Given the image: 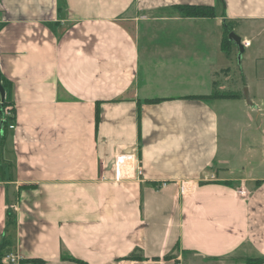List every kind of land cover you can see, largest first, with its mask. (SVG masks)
Returning <instances> with one entry per match:
<instances>
[{"label":"crops","instance_id":"crops-1","mask_svg":"<svg viewBox=\"0 0 264 264\" xmlns=\"http://www.w3.org/2000/svg\"><path fill=\"white\" fill-rule=\"evenodd\" d=\"M183 5L215 15L181 17ZM227 23L247 102L261 108L264 0H0L14 111L0 145L2 255L264 264V114L241 122L242 97L196 98L213 83L228 91Z\"/></svg>","mask_w":264,"mask_h":264},{"label":"trees","instance_id":"trees-1","mask_svg":"<svg viewBox=\"0 0 264 264\" xmlns=\"http://www.w3.org/2000/svg\"><path fill=\"white\" fill-rule=\"evenodd\" d=\"M176 13L182 14V17H189V18H213L214 17V11L212 7L209 6H178L175 7ZM49 26H52L49 24ZM1 27V26H0ZM232 31V29L228 26V23L225 24L224 29H223V35H222V40H221V49L225 53H228V48L227 45L230 44V41L228 40V34ZM1 84L6 92L5 99L4 101L0 104V120L1 117L3 116V107L7 104L11 106V102L9 99V90L5 82L1 79ZM241 97V94L239 92L235 91H223L219 90L218 87L216 86V83H213L212 90L209 95L207 96H202V97H196L197 99H202V100H233V99H238ZM11 112H13V108L11 107ZM13 120V117L10 119H6V121H3V128H2V134L3 136V131L4 129L9 126V123ZM15 223L14 217L11 213H7V221L6 224L7 226H11ZM6 243H0V261L2 257V251L5 248ZM131 258H133L131 256ZM263 260L261 259H246L244 261V264H261Z\"/></svg>","mask_w":264,"mask_h":264},{"label":"rangeland","instance_id":"rangeland-1","mask_svg":"<svg viewBox=\"0 0 264 264\" xmlns=\"http://www.w3.org/2000/svg\"><path fill=\"white\" fill-rule=\"evenodd\" d=\"M158 36L160 37V39H163V34H159ZM229 45H227V48L229 47ZM236 49L237 48H235V51L231 55L230 64H229V66H231V72L232 73H231V75L228 76V81H226L224 84L226 86L225 90L239 92L241 94V97L244 99V103H246L245 107L247 110L245 111L243 106H242V108H237L236 110H234V112L237 114L236 119L243 122L246 119V116L250 114L249 109H253V112L251 113V115L255 118L256 116H258L257 112H255L256 110L262 111L264 114V106L261 108L258 106L253 107V106H251V104H248L246 98L244 97V90L246 88L243 87V85H242L243 78L240 74V64H241V60L243 58V56H242L243 53L239 54L238 49L237 50ZM257 70H258V72L260 71L262 73L261 75L264 74V61L261 64H259V66L257 67ZM261 75H259V76H261ZM262 100L264 101V99H261L259 103H262ZM235 105H237V107L241 106L239 104H235ZM247 107H249V108H247ZM2 111H3V116L1 117V119H2V124H3L4 120L6 121V119H10L13 117V112H11V106L9 104L5 105L2 109ZM252 128H255V121L252 122ZM7 129H10V127L7 126L3 131V136L0 137L1 148H2L4 141H5V131ZM243 130H244V128L241 129L240 131L236 130L237 133H235V134L237 136H239V132H242ZM259 133H260V131H259ZM1 134H2V132H1ZM0 164H2L1 158H0ZM7 173L9 174V171Z\"/></svg>","mask_w":264,"mask_h":264},{"label":"water","instance_id":"water-1","mask_svg":"<svg viewBox=\"0 0 264 264\" xmlns=\"http://www.w3.org/2000/svg\"><path fill=\"white\" fill-rule=\"evenodd\" d=\"M228 40L237 47L239 54L243 53V46L241 44V40L235 33L230 32L228 34ZM244 97L246 98V100H248L246 90H244ZM4 99H5V90L1 84V77H0V100H1V103L4 101Z\"/></svg>","mask_w":264,"mask_h":264},{"label":"built area","instance_id":"built-area-1","mask_svg":"<svg viewBox=\"0 0 264 264\" xmlns=\"http://www.w3.org/2000/svg\"><path fill=\"white\" fill-rule=\"evenodd\" d=\"M118 179V175L116 176V180ZM243 193V192H242ZM24 256L19 253H6L2 255L0 264H20L24 260ZM117 264H125V262L121 261Z\"/></svg>","mask_w":264,"mask_h":264}]
</instances>
